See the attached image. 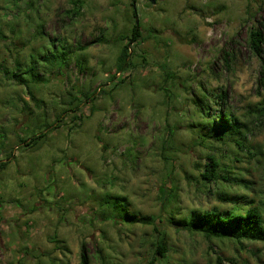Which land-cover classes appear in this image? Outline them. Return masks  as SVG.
I'll return each mask as SVG.
<instances>
[{"label": "rangeland", "instance_id": "rangeland-1", "mask_svg": "<svg viewBox=\"0 0 264 264\" xmlns=\"http://www.w3.org/2000/svg\"><path fill=\"white\" fill-rule=\"evenodd\" d=\"M28 1L0 0V62L8 69L17 52L29 49L17 42L33 30ZM80 1V13L70 17L71 0H34L46 36L62 37L71 48L61 74L33 88L40 108L0 73V159L8 161L0 169V264H78L81 244L90 264H264L262 241L205 239L167 222L170 213L227 208L217 191H240L223 181L206 187L196 181L205 153L240 167L256 180L254 187L264 188V114L253 111L264 98V71L246 41L251 24L260 25L264 38V0H134L140 33L148 37L130 51L136 62L143 52L146 63L111 80L120 47L113 39L132 24L126 20L130 0ZM76 58L85 60L83 69ZM167 71L174 75L164 80ZM99 84L105 85L96 108L90 113V104H82L72 129L68 115L36 145L17 142L34 131L27 126L31 112L40 121L46 112L53 121L68 90ZM202 89L225 90L247 125L251 152L232 142L191 145L199 138L188 125L200 118L192 99ZM163 183L174 188L160 193ZM167 195L175 196L170 206ZM134 210L155 219L166 257L152 251L159 235L152 224L124 221Z\"/></svg>", "mask_w": 264, "mask_h": 264}, {"label": "trees", "instance_id": "trees-1", "mask_svg": "<svg viewBox=\"0 0 264 264\" xmlns=\"http://www.w3.org/2000/svg\"><path fill=\"white\" fill-rule=\"evenodd\" d=\"M71 2V8L65 11L70 17L72 15H78L81 8L80 0H71ZM133 2L134 0H130V12L128 11L129 15L126 17V20L131 21V26L127 30L120 31L115 39H113V42L120 44V47L118 55L116 56L115 71L109 76L110 80L121 70L132 69L137 67V64L142 65L146 63V57L143 52L140 55L135 54L138 57L137 60H139V62H136L134 52L129 51L132 43H140L148 37L142 36L139 30L140 25L137 28L135 26V11L132 8ZM39 7L35 5L34 0L28 1L26 15L31 22L30 24L33 25V30L29 37L17 40L20 43L19 46L26 47V44H28L29 49L24 50L23 53H16L13 57V69H8L0 62V73H2L4 78L10 80L17 86H23L27 90L30 100L34 102L37 108L42 106L43 100L35 97L33 88L61 74V69L67 66L71 53L70 45L66 39L46 36L43 30L45 19L40 14ZM31 11H34L35 17L31 15ZM260 29V25L251 24L247 31L246 41L250 52L260 61L261 68L264 71V51L262 48L264 38ZM3 36L4 33L0 29V37ZM57 46H60L59 49ZM83 48L84 46L78 47L80 50ZM76 62H79L78 67L80 70L84 68L85 60L83 58L81 60L77 59ZM173 75V73L167 71L163 79L172 78ZM260 79L261 81L263 80L262 75ZM104 85L99 84L91 90H82L79 88L77 92L72 87L71 90L67 91L69 97L65 106L56 114L53 121L48 120L49 117L46 112H40L43 115L42 121L39 120L38 114L36 115L31 112L29 115L33 119V125L31 124L32 126H30L26 122L25 124L34 131L27 137H19L17 142H24L26 146L36 145L37 139H42L60 127L59 120L64 119L63 123L66 124L65 120H67L66 117L68 115H70V121H72V125L68 128L69 131V129L76 126L74 121L81 119V115L77 114V111H79L82 104L86 105L89 103L90 113L94 111L96 108L94 102L97 94L99 95ZM165 93L168 94L167 92ZM227 96L224 89H202L192 99L200 118L193 120L188 125V127H192L193 131L196 130L195 132L199 138V140H192L191 145L203 144L211 148V146H215L211 145L213 143L226 144L227 142H232L239 149L246 147V150H248L246 146L247 125L228 105ZM23 107L28 111L27 106ZM253 111L258 116L264 114V98L259 105L255 106ZM162 148L165 149L166 147ZM160 157L163 161L167 162L168 157L163 152H161ZM232 158L238 160L236 155ZM204 159L202 169L198 173V178H196L197 182L202 183L206 187V184H210L211 182L218 183L221 181L222 183L223 181L227 186L235 184L240 188V191H227L225 189L217 191V197L221 201L228 203L227 208H221L215 205L206 209L192 208L185 215L179 217H176V213H170L167 217V222L179 230L187 231L190 234H200L205 239L217 238L231 239L236 242L243 240L264 242V196L263 198L261 196L257 197L259 192L264 195V188L258 190L254 187L256 180L252 176L249 178L245 177L240 167L221 161L213 152L205 153ZM231 161L232 159L229 160V162ZM7 162V160L0 159V169H4ZM196 164L200 165L197 161ZM168 181L172 183V179ZM172 185L166 186L163 183L159 187L160 193L166 192V188L172 191L174 188H172ZM173 197L175 196L167 195L163 198L167 206L171 205ZM124 200H127L125 196ZM115 203L119 205L118 201H115ZM154 220L152 216L137 213L135 210L124 215V221L131 222L132 225L152 224L155 232L159 234L157 239L152 243V251L160 257H166L167 247L163 232L154 225ZM80 248L78 264H90L89 257L84 251V245L81 244ZM96 253L97 258L104 263L105 257L101 253V250L97 249Z\"/></svg>", "mask_w": 264, "mask_h": 264}, {"label": "water", "instance_id": "water-1", "mask_svg": "<svg viewBox=\"0 0 264 264\" xmlns=\"http://www.w3.org/2000/svg\"><path fill=\"white\" fill-rule=\"evenodd\" d=\"M151 3H154L155 2V0H149ZM132 8H133V10L135 11V14H134V23H135V26H136V28H137V26H138V17H137V14H136V9H135V5H134V2H133V4H132ZM130 51V50H129Z\"/></svg>", "mask_w": 264, "mask_h": 264}, {"label": "flooded vegetation", "instance_id": "flooded-vegetation-1", "mask_svg": "<svg viewBox=\"0 0 264 264\" xmlns=\"http://www.w3.org/2000/svg\"><path fill=\"white\" fill-rule=\"evenodd\" d=\"M156 1V0H155Z\"/></svg>", "mask_w": 264, "mask_h": 264}]
</instances>
